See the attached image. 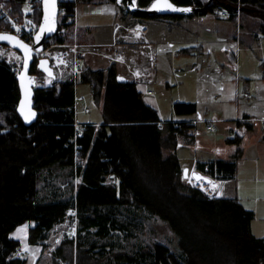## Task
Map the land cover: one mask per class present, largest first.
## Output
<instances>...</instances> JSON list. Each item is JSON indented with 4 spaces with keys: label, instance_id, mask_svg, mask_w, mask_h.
<instances>
[{
    "label": "trees",
    "instance_id": "obj_1",
    "mask_svg": "<svg viewBox=\"0 0 264 264\" xmlns=\"http://www.w3.org/2000/svg\"><path fill=\"white\" fill-rule=\"evenodd\" d=\"M19 1H8L15 13ZM152 1L137 4L147 7ZM171 1L198 7L192 14L225 9L234 17L239 12L264 32V0ZM130 12L136 22L162 16ZM40 18L41 12L36 15L37 21ZM4 29L0 21V31ZM67 34L46 43L69 40ZM30 72L42 75L35 63ZM118 74L115 63L106 70L81 72L79 82L90 85L102 117L98 124L83 122L81 134L75 136L79 99L73 80L36 87L33 100L39 116L26 126L16 111L17 79L0 62V264H26L13 254L21 249V241L11 236L18 225L34 222L27 241L36 244L66 218L70 207L77 209L79 220L75 261L61 249L55 258L40 257L35 264H60L59 259L67 264H264V237L251 231L253 212L236 197H210L182 179L177 144L191 122L162 120L136 84L118 82ZM173 110L192 114L197 108L193 102L177 101ZM240 157L238 149L230 159L199 163L197 168L214 178L232 177ZM111 176L114 181H109ZM64 183L68 188L61 187ZM153 216L166 221L178 236L180 253L147 239V221Z\"/></svg>",
    "mask_w": 264,
    "mask_h": 264
},
{
    "label": "crops",
    "instance_id": "obj_2",
    "mask_svg": "<svg viewBox=\"0 0 264 264\" xmlns=\"http://www.w3.org/2000/svg\"><path fill=\"white\" fill-rule=\"evenodd\" d=\"M80 2L78 0L76 2L75 13H77L76 8H78ZM84 5L92 7L89 2H85ZM231 14L221 16L217 11H214L203 15L192 13L182 14L177 17L162 15L155 18V20H162L164 22L163 26L160 24L159 37L155 35L147 23V19L136 22V24L145 25L147 28V38L151 42L152 50L155 52V68L152 79H149L141 85L135 83L138 90L143 93L147 103L154 107H159L158 99L149 96L153 93L150 84L152 85L159 77H165L166 81H169V78L175 72L180 73L184 71V62H187V59L194 58L195 56L198 58L201 57L192 62V69L197 74L199 72V77L201 78L206 71L208 72V77L205 79V87L202 90L199 88L195 89L188 94H183V100L179 98L175 100V102H193L197 108L196 112L192 114H176L175 118L170 119L173 121L191 122L185 128V135H180L178 138L177 155L181 166L191 163L192 165L190 166L198 169L197 164L199 163H207L215 159L232 158L236 151L233 146H231L232 150L227 148L230 147L228 143L226 144L227 147H225V140L227 142H235L237 140L238 136L236 134L232 136L236 130L235 127L244 125L248 129L247 132H249L254 129L255 124L262 122L264 124V69L261 67V62L264 61V58L258 55L264 49V32L259 30L257 24L249 27L247 24H243L239 12L234 17ZM166 17L169 20H166ZM195 19L209 23L204 25L193 23L192 21ZM74 24L76 25V19ZM115 27V25H112L111 29L106 32V35L98 37L96 43L102 42L100 44L104 45L110 44L112 40H115L118 35ZM233 38H235V41ZM110 48L112 46H109L107 49ZM243 49L248 50L246 57H242ZM146 52L148 50H143L142 53L144 55L141 54V56L147 57ZM247 58L252 59L253 66L255 62L256 68H259V73L256 72L258 76H254L252 75L253 73L247 71L245 63ZM118 61L120 62L122 60ZM115 64L118 73L124 75L119 72L120 65L116 62ZM100 69L106 70L105 67ZM177 83H183V81L177 80ZM241 83L242 89H240ZM147 90H151V92H147ZM76 94V97H78V93ZM75 114H77V111ZM196 119H204L205 122L198 123H205V126L207 122L213 124L212 130H207L205 127V130L208 132L220 127V131L227 135V137L218 139L219 142L223 140L224 146H219L216 143L217 141L212 139L201 141L197 137V129L199 127L194 122ZM75 121L79 122L77 117H75ZM88 121H93L95 124H98L101 119ZM80 122L83 123L86 121L82 120ZM190 134H193V136ZM257 142H264V135L258 137ZM186 150L194 153L191 158L187 157ZM243 153L240 157L241 159ZM256 155H259V158L264 157V146L258 147ZM237 172L238 168L232 177L220 174H217L215 178L212 177L215 181L214 190L211 194H206L210 197H236L244 206L241 197L238 195ZM252 176L249 175L247 179L248 181L250 180L249 182L254 187L257 183L255 182L256 178ZM258 185L264 186V179L263 183H259ZM251 211L253 212L251 231L256 237H264V228L262 226L255 228L254 231L253 220L255 214L253 209ZM25 224L28 225V228L30 225H33L32 222H25L18 225L11 232L13 238L21 241V247L24 241L17 236V230L20 228L19 226ZM256 230L258 231L256 232ZM38 255L41 254L37 253L32 264H35ZM26 263H28L27 260Z\"/></svg>",
    "mask_w": 264,
    "mask_h": 264
},
{
    "label": "rangeland",
    "instance_id": "obj_3",
    "mask_svg": "<svg viewBox=\"0 0 264 264\" xmlns=\"http://www.w3.org/2000/svg\"><path fill=\"white\" fill-rule=\"evenodd\" d=\"M85 2L81 1L78 4V8H76L77 13L75 15L76 25L71 24L69 26L70 29H68V31L66 32L68 33L67 35L71 40L65 39V41H62L66 44L77 43L78 48H86L87 46L88 48L95 50V53L93 54L87 53L86 55H82L79 60L80 64L78 66L79 69L76 76V91L79 95L78 98H80L77 102L76 117L79 122L82 120H98L102 117L100 106H98L92 99L90 85L87 83L79 82L81 72L87 68L97 70L105 67V69H108L111 63L116 62L118 63V65H120L119 72L131 79L130 72L128 71V66L134 65L142 67V65L147 62V57L141 56V54H143V50H148L147 46L144 45L145 43L142 40H139L138 42L128 41L131 35L127 32V27L135 25L136 19L133 18V14L127 9L125 0H92L89 2L91 3L92 7L84 5ZM155 18L156 17L147 18V23L149 24L155 35L159 37L160 24L161 26H163L164 22L162 20H155ZM240 19L241 22L243 21V24H247L248 27L256 24L253 19L246 17L242 13H240ZM166 20H169L168 17H166ZM192 22L201 25L209 23L206 21H200L199 19H195ZM112 25L116 26L115 29L118 32L115 40H112L110 44L104 45L100 44L102 42L96 43L98 37L106 35V32L111 29ZM147 35L148 32H146L145 34L146 38ZM233 40L235 41V38H233ZM109 46H112L113 49L108 51L107 48ZM55 48L59 49V47ZM63 49L64 48L59 50ZM147 53L148 52H146L145 54L147 55ZM247 54L248 50L243 49L242 57H246ZM258 55L264 58V49L261 50ZM118 56L123 57L121 58L122 61H118V58H120ZM197 58L198 57L195 56L194 58L187 59V62H184V71L180 73L175 72L174 75H171L169 81H166L165 77H159L152 83V85L150 84L153 93L149 96L151 98L155 97L158 99L159 107L157 106L156 108L162 119L167 120L176 117V113L173 110V103L175 102L176 98L183 100V94H188L198 88L202 90L205 87L204 84L205 79H207L208 77V72L206 71L201 78L199 77V72L197 74L191 66L192 62L196 61ZM200 58L201 57H199L198 59ZM245 63L247 71L253 73L252 75L254 76H258L257 73H259V68H256L255 62L253 66V60L247 58L245 60ZM60 69L64 74L63 79L70 76L69 66H61ZM177 80H182L183 83H177ZM48 86H50L49 83L45 87ZM240 89H242V83ZM162 124V121H159L157 123L158 126H162ZM196 124V126L199 127V129H197V137H199L201 141H205V139H212L216 140V143L219 146H224L223 140H220L219 142L218 139L227 137V135L220 131V127H217L214 131L208 132L205 130V123ZM235 128L236 130L232 134V136L236 134L238 136V139L235 142H227L225 140V147H227L226 144L228 143L230 147L227 148H230L232 150L231 146H233L235 151L240 149L241 155L244 150L242 159H238V195L241 197V201L243 202L244 206L248 209H253L254 211L255 216L253 220V227L255 231V228L257 227L262 226L264 228V186L258 185L259 183H263L264 179V157L259 158V155H256V150L258 149V147L264 146V142H257V138L264 135V124L263 122L260 124H255L254 129L249 132H247L248 129L244 125L240 127L237 126ZM164 151L166 154V149ZM192 154L194 153L186 150L187 157L191 158ZM77 162L80 163V160L78 158ZM190 165L192 164L187 163V165L184 166H188L190 169H194L193 166ZM249 175H253L256 178V186L253 187L249 182L250 180L248 181L247 178L249 177ZM182 179L188 184H191L183 177ZM109 181H114V178L111 176ZM61 187L63 189H66V187L68 188V185L67 183H64V185H61ZM73 208L74 207H70L66 218L63 221L54 224L53 227L46 232V238L36 244H31L26 239L29 223L28 225L25 224L19 226L20 228H18L17 230V236L19 238H22L24 241L20 249L22 250V253L20 255L28 261V263L26 264H32L33 260L37 256V253L41 254L38 255V258L42 257L51 260L52 258L56 257L55 254H57V251L61 249L63 250L65 256L75 261L76 240H78L77 228L79 226V220L77 217V209L75 208L74 211ZM33 223L34 222H32V224ZM147 228L148 229L145 236L149 241L162 242L166 244L171 251L175 252L176 254L180 253V240L178 236L171 230L166 221L153 216V218L147 221ZM257 231L258 230H256V232ZM114 234L115 236L120 235V233L118 232H115ZM69 239H72L73 243L67 242ZM59 262L60 264H67V261L62 259H59Z\"/></svg>",
    "mask_w": 264,
    "mask_h": 264
},
{
    "label": "built area",
    "instance_id": "obj_4",
    "mask_svg": "<svg viewBox=\"0 0 264 264\" xmlns=\"http://www.w3.org/2000/svg\"><path fill=\"white\" fill-rule=\"evenodd\" d=\"M8 1L9 0H0V21H2L7 27V30L4 29L3 31H9L14 33L22 40L33 46L34 36L40 23V20L37 21L36 15L39 12H41L42 14V0H20V6L18 7L16 13L14 12L13 6L8 5ZM76 2L77 0H58V28L55 35L65 34L68 29V25L74 24L76 15ZM70 4H74L73 12L68 11ZM217 13H219V15L221 16L229 14V12L225 9H219ZM127 32L131 35L128 41L138 42L139 40H142L145 43L144 45L148 48L147 62L143 64L142 67L134 65L128 66V71L130 72L131 80L137 85H141L146 83L149 79H152L154 75L155 52L152 50V45L148 41V38H146L145 36L147 32V28L145 26L135 24L131 27H127ZM55 47H59V49H64L59 50ZM94 51V49H90L87 46L86 48H78L77 43L66 44L61 41L52 40L49 43L45 42L44 48L41 50L33 48L32 54L34 56V63L40 57L49 58L50 65L54 69L56 82L64 80H73L76 84V76L79 69L78 66L80 64V57H82V55L86 53L93 54L95 53ZM118 57H120L118 58V60H121V58H123L122 56ZM57 61H60V64ZM0 62L6 63L10 70L16 76L22 68L23 55L21 51L12 47L11 45H8L6 43H0ZM61 66H69L70 76L68 78L63 79L64 74L60 69ZM33 75L35 76L37 87H45L48 83L49 85L53 83L51 78L47 77L44 74L41 76L38 73H33ZM147 92H151V90H147ZM76 98L80 99L78 97ZM174 122L178 123V121ZM194 122H205V120L196 119L194 120ZM177 123H175V125H177ZM73 124L75 136L80 135L82 127L85 124L77 121H75ZM205 127L207 130H212L213 124L211 122H207ZM75 161L76 163H78L77 157H75ZM73 209L75 211V208ZM21 253L22 250L13 252V254L16 255H20Z\"/></svg>",
    "mask_w": 264,
    "mask_h": 264
},
{
    "label": "water",
    "instance_id": "obj_5",
    "mask_svg": "<svg viewBox=\"0 0 264 264\" xmlns=\"http://www.w3.org/2000/svg\"><path fill=\"white\" fill-rule=\"evenodd\" d=\"M169 4L172 6L171 8L168 7ZM125 5L127 9L132 12H139L147 15L191 14L193 13V11L199 9L196 6L178 5L171 0H153L147 7H140L137 4V0H125ZM184 9L188 10L185 11ZM58 13V0H42V14L39 27L34 36L33 46H31L12 32L0 31V36H11L14 38L12 40L0 39V43L11 45L12 47L21 51L23 55L22 68L20 72L15 76L18 82L20 93L16 111L26 126H30L32 123L36 122L39 116V111L34 106L33 100L34 92L37 86L35 76L30 72L31 66L34 63V56L32 54V51L33 48L37 50L43 49L46 40L56 34L58 28ZM38 36L39 39H37ZM22 45L26 47H22ZM35 68L42 74L50 77L52 82H55L54 69L50 65V60L48 57L38 58L35 62ZM117 81L128 82L129 77L118 74ZM191 176L197 180L201 178L206 179L208 177L205 173L196 169H190L188 166L182 167V177L188 181L189 177Z\"/></svg>",
    "mask_w": 264,
    "mask_h": 264
},
{
    "label": "bare ground",
    "instance_id": "obj_6",
    "mask_svg": "<svg viewBox=\"0 0 264 264\" xmlns=\"http://www.w3.org/2000/svg\"><path fill=\"white\" fill-rule=\"evenodd\" d=\"M58 63L60 61H57ZM60 64V63H59ZM189 183H191L192 185L201 188L203 191H205L206 193H212L214 190V179L211 178L210 176H208L206 179H195L194 177H189L188 180Z\"/></svg>",
    "mask_w": 264,
    "mask_h": 264
},
{
    "label": "snow or ice",
    "instance_id": "obj_7",
    "mask_svg": "<svg viewBox=\"0 0 264 264\" xmlns=\"http://www.w3.org/2000/svg\"><path fill=\"white\" fill-rule=\"evenodd\" d=\"M154 7H155V5H154ZM168 7L171 8L172 6L169 4ZM184 10L187 11L188 9H184ZM0 39L12 40V39H14V38L11 37V36H0ZM37 39H39V36L37 37ZM22 47H26V46H23V45H22Z\"/></svg>",
    "mask_w": 264,
    "mask_h": 264
},
{
    "label": "clouds",
    "instance_id": "obj_8",
    "mask_svg": "<svg viewBox=\"0 0 264 264\" xmlns=\"http://www.w3.org/2000/svg\"><path fill=\"white\" fill-rule=\"evenodd\" d=\"M129 80H131L130 78H129ZM135 83V82H134Z\"/></svg>",
    "mask_w": 264,
    "mask_h": 264
}]
</instances>
